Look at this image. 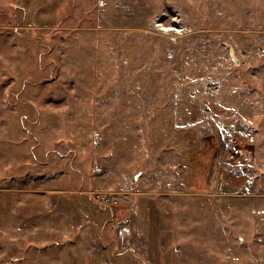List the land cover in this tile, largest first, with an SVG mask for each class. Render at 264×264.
Here are the masks:
<instances>
[{
    "label": "rangeland",
    "instance_id": "374dc122",
    "mask_svg": "<svg viewBox=\"0 0 264 264\" xmlns=\"http://www.w3.org/2000/svg\"><path fill=\"white\" fill-rule=\"evenodd\" d=\"M0 264H264V0H0Z\"/></svg>",
    "mask_w": 264,
    "mask_h": 264
},
{
    "label": "crops",
    "instance_id": "0c3cea01",
    "mask_svg": "<svg viewBox=\"0 0 264 264\" xmlns=\"http://www.w3.org/2000/svg\"><path fill=\"white\" fill-rule=\"evenodd\" d=\"M88 192L81 193V191H76L75 189L70 190V191L69 190H66V191L60 192L59 193L60 194L59 200L60 199L63 200V202L60 201V203H63V205H62L63 207L61 209H63L65 211V213H71L73 210L75 211V209H73V199H77V200L81 201V204H84L86 207L90 206L88 204L89 203L88 200L89 199H92V196L91 195H93V193H91L90 191H88ZM49 193L52 194L54 192L49 191ZM62 193H63V195H62ZM89 194H90V196H89ZM53 199H54V201L53 200L49 201L51 203L50 207H52V208L53 207H59V206H56V204L58 203L57 200H56V197H54ZM141 202H142V200H141ZM43 204L45 206H49L48 203H43ZM50 207H48V208H50ZM127 207L128 206L124 207L122 205H121V207H118V209L116 210V216L114 215V217H113V220H114L113 223L118 225L119 222H124V221L127 222L128 220H130L131 223L129 225V228L132 231V224H133V221L132 220H133V218H132L131 214L128 212V210H127L128 208ZM48 208L45 207L44 209H48ZM83 208H85V207H83ZM47 211H49V209ZM100 214H101V217L100 218L99 217L96 218L97 216H100ZM129 214H130V217H129ZM102 215L103 214L100 213V212H98L95 217L94 216L91 217V215H90V217L93 219L92 225L94 227H97L99 224L102 225V223L105 224V218ZM75 218H77V215H76ZM137 220L140 221L139 217H138ZM110 222H111V220H110ZM97 223H99V224H97ZM104 224H103V226H104ZM90 227L91 226H86V232H89L88 229H90ZM79 249H81L82 251H85V250H88V249H90L91 251H94L96 248H94V246H88L86 244H81V247ZM90 257L92 258V256H90Z\"/></svg>",
    "mask_w": 264,
    "mask_h": 264
},
{
    "label": "built area",
    "instance_id": "2783aa9c",
    "mask_svg": "<svg viewBox=\"0 0 264 264\" xmlns=\"http://www.w3.org/2000/svg\"><path fill=\"white\" fill-rule=\"evenodd\" d=\"M213 86L215 88H219V83L217 84V82H202V84L200 85V87H202V91L200 90H190V91H186V95L190 98H197L200 95H213L214 93H216V91L213 90ZM240 152V142L237 138L235 137H229L224 141V145H223V149H222V158L224 161L227 162H232L234 161L238 154ZM95 196V200L97 202H99L101 205H105V206H116L119 203V200L109 194V193H96L94 194Z\"/></svg>",
    "mask_w": 264,
    "mask_h": 264
},
{
    "label": "bare ground",
    "instance_id": "6f19581e",
    "mask_svg": "<svg viewBox=\"0 0 264 264\" xmlns=\"http://www.w3.org/2000/svg\"><path fill=\"white\" fill-rule=\"evenodd\" d=\"M158 26V25H157ZM159 29H160V27H159ZM162 30V29H161ZM165 30V29H164ZM182 32V31H181ZM118 205V204H117ZM110 207V206H109Z\"/></svg>",
    "mask_w": 264,
    "mask_h": 264
}]
</instances>
